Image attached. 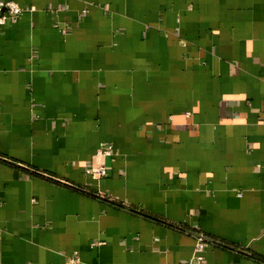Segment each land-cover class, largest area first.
<instances>
[{
	"label": "crops",
	"instance_id": "obj_1",
	"mask_svg": "<svg viewBox=\"0 0 264 264\" xmlns=\"http://www.w3.org/2000/svg\"><path fill=\"white\" fill-rule=\"evenodd\" d=\"M14 1L0 264H264V0Z\"/></svg>",
	"mask_w": 264,
	"mask_h": 264
},
{
	"label": "built area",
	"instance_id": "obj_2",
	"mask_svg": "<svg viewBox=\"0 0 264 264\" xmlns=\"http://www.w3.org/2000/svg\"><path fill=\"white\" fill-rule=\"evenodd\" d=\"M27 9L14 0H0V25H4L7 22L17 19L22 12ZM99 157L114 156V150L112 146L103 147L98 152ZM89 173H92L95 177H104L108 173L107 166L103 160L99 163L97 169H87ZM195 247L192 258L189 264H200L204 260V250L212 240L201 232H194ZM72 261H77V258H72Z\"/></svg>",
	"mask_w": 264,
	"mask_h": 264
}]
</instances>
